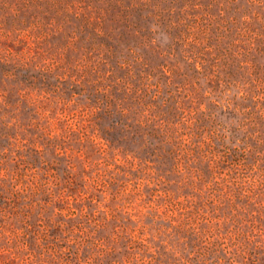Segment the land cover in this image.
I'll use <instances>...</instances> for the list:
<instances>
[{"label":"rangeland","instance_id":"374dc122","mask_svg":"<svg viewBox=\"0 0 264 264\" xmlns=\"http://www.w3.org/2000/svg\"><path fill=\"white\" fill-rule=\"evenodd\" d=\"M263 46L264 0H0V56L51 83L9 84L14 148L48 141L51 190L47 239L0 264H264ZM135 90L173 108L180 171L100 137L97 100Z\"/></svg>","mask_w":264,"mask_h":264},{"label":"trees","instance_id":"16d2710c","mask_svg":"<svg viewBox=\"0 0 264 264\" xmlns=\"http://www.w3.org/2000/svg\"><path fill=\"white\" fill-rule=\"evenodd\" d=\"M20 1L27 2V0ZM17 10L21 13L22 8ZM14 17H17V13ZM261 49L264 52V46ZM30 72L26 65H19L14 60L0 56V256L16 254L18 250L28 252L29 249L32 252L34 247L41 245L38 240L48 237L46 214H48V190H51V187L48 186V161L41 158L42 152L48 148V141L41 143L44 144L42 149L40 145L33 143L36 147L29 146L27 148L30 151L20 154V150L26 146V143L15 149L18 139L12 133L19 123L17 120H12L18 119L17 111L21 100H16V89L10 87V82H18L20 77L21 82H25L26 88L40 87L46 92L51 85V83L48 84V68H45L41 74L40 85L35 82L38 76ZM54 86L57 87V85ZM25 94L28 95V92ZM25 94L18 91L20 97H26ZM126 95L129 94L122 93L124 99ZM148 95L147 90H142L140 93L139 90H135L127 97L129 101L127 105L123 104V100L107 95L106 100H97L96 103L99 104L97 126H100V137L111 147L120 149L127 157L132 156L152 163L160 160V162L168 163L170 169L180 171L182 169L180 154L183 153L180 152L179 139L173 135L177 131L174 117H171L174 114L173 108L169 109L168 117H163L165 115L160 112L161 106L155 103L156 95L153 94L150 98ZM94 97L96 100V95ZM88 98L92 100L91 97L88 96ZM25 100H28V97ZM169 130L172 132L169 133ZM46 135L47 133H44L40 136ZM48 135L51 136V133L49 132ZM52 140L50 138L49 142ZM50 145L54 146V143ZM14 152L16 157L11 156ZM20 155L28 163V168L41 167L46 171L41 181L27 180L15 170H8L6 166L9 160H16V163ZM210 167L213 169L212 166ZM4 170L7 173H2ZM73 182L72 177H67L63 187L60 188L64 190L59 201L71 195L70 192L76 188ZM71 221L73 222V219H70L68 227L74 230L76 225ZM56 226L61 227V220L56 223ZM62 226H66V222H62Z\"/></svg>","mask_w":264,"mask_h":264}]
</instances>
